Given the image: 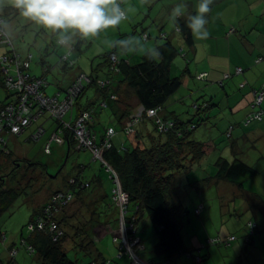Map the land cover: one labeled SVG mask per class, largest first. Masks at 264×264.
I'll list each match as a JSON object with an SVG mask.
<instances>
[{
	"label": "rangeland",
	"instance_id": "obj_1",
	"mask_svg": "<svg viewBox=\"0 0 264 264\" xmlns=\"http://www.w3.org/2000/svg\"><path fill=\"white\" fill-rule=\"evenodd\" d=\"M232 1H238L244 8L247 6L250 11V0ZM118 2L126 10L128 20L122 21L115 28L101 31L96 37H90L86 41H82L77 37L76 39H80L82 42L79 50H70L66 46H58L56 36L45 31L42 27H33L34 23L25 18L21 17V19L14 20L9 16L6 17V23L10 26V38L13 39L11 40L15 44L16 50L22 54L23 59L28 55L33 56V60L30 61L29 74L36 79L42 78L47 81L48 78L47 83L51 86L47 85L44 91L46 96L55 97L59 94V98L64 99L72 80L81 75L90 76L93 67L95 68L101 62V56L112 52L115 42L120 37L126 36L130 48L135 49L123 55L130 59L132 66L138 64L146 52H152L156 49L157 45H155L154 39L156 38L157 28L152 29V35L149 34L150 29L146 28L151 22L148 18L150 10L143 3L134 5L135 8H130V0H125V5L122 0H118ZM169 3H175V1ZM242 6H236L240 8V12H242ZM184 12H186L185 8ZM235 12L236 8H230V16H233ZM158 14L159 8H155L152 18H155ZM137 17H140L137 24L142 25L135 26V23H132L133 19ZM13 25H16V28L13 29ZM174 26V21L171 20L167 26V33H171ZM229 28L234 30L233 27ZM118 29L122 30V33H119ZM221 29L222 27L219 30ZM135 31L137 32L135 33ZM40 32L41 34H39ZM143 33L149 35L152 38L151 41H143L141 35ZM4 52L5 49L0 48V57L4 55ZM246 52L251 56L253 55V52L248 49H246ZM228 53L229 51H222L221 54ZM231 54L234 63L243 62V65H245L242 56L239 55L236 49L233 48ZM183 57V55H180L173 62L171 76L182 77L184 80L186 79L185 68L187 62ZM43 61L46 62L45 65H43ZM71 61H74L73 69L70 67ZM177 63H182V66H176ZM46 70L47 72H45ZM191 85L192 92H196L193 80ZM203 85H206V83H203ZM206 88L203 86L201 89L205 90ZM186 90V86H183L179 93L184 94ZM6 97V92L0 90V103ZM97 99L98 92L92 87L88 89L86 97L82 98L81 103L85 105L88 101L98 102L99 99ZM135 101V99H132L130 103L134 109L136 108L135 112L137 111V113L128 120V126L133 117L141 116L142 120L135 127L136 133L137 127L151 116L146 115V118L143 108L140 106L142 108L140 112L137 108L139 104ZM194 102L201 105L203 101L195 99ZM194 102L193 100L190 101L188 113L185 115L189 116V120L193 119L197 122L198 118H193L196 116V111L193 108ZM184 108L186 107L181 105L178 111L183 112ZM100 111L102 114L95 121L96 125L92 130L101 137L105 134L106 129L113 128L117 131V136L113 140L114 144L118 145L120 142H124V144L130 145L131 139L134 140V137L130 138L122 131L113 110L107 108ZM186 116L183 120L186 119ZM48 119L49 117L46 116L40 121L41 124L44 123L45 134L38 140H32L31 138L35 127L19 137L6 138L8 149L12 154L11 156L10 154L3 155L0 159V179L6 181L2 190H13L16 197L11 206L0 216V234H2L0 256L3 260L9 259L12 261L14 257L12 256L11 247L13 246L18 251L15 259L16 264H37V258L29 256L22 247V237L26 238L30 235L28 223L34 217L35 212L41 211L54 192L68 190V183L71 178L79 177L80 180L85 182H92L95 177H99L103 185V191L107 195L106 204L108 206H110L109 204L112 205L115 184L107 170L102 167L101 162L95 161L89 150L80 152L75 149L66 157L68 154L67 147H59L54 144L51 155L44 153V146L57 126L54 120ZM255 123L253 122L249 126L242 125L240 128L251 129L256 125ZM124 127L126 128L125 124ZM206 127L201 126L198 128L193 134V140L205 144L216 140V149L205 160H202L203 162L195 163L188 174H184V176L181 174L179 179L183 178V180L177 187L178 196L174 193L171 197L174 205L177 206L179 200L182 209L188 211L187 214L183 215V220L181 219L185 247L193 256L199 254V257H204V261L199 264H250L248 259L244 260L243 255L236 256L235 247L239 246L242 249L244 244H251V242L249 244L245 243V238L246 235L250 234L249 230L251 229L248 226V220L250 218L252 220V212L240 213L242 205L246 201L250 202V196L254 198L251 199L253 201L251 205L253 206H256V198L264 202V143L261 148L253 150L252 143L241 142L238 156L252 166L257 174L244 184V190L252 192L254 195H250L248 199L238 196L233 198L231 191L233 186L231 184L225 181L220 182L219 185L208 184L210 181H215L213 178L217 174L216 162L219 158L232 162L233 149L231 145L233 141L230 142L225 134L221 135L213 128L206 129ZM212 132L217 134L216 139L215 137L211 138ZM28 161H31V164H28ZM36 163H40L42 166H36ZM203 187H206L205 191H203ZM219 189L222 190L221 197L218 194ZM233 189L235 188L233 187ZM101 199V192H94L91 187L81 200L76 199L72 205L66 208L67 220H70L71 224L82 222L87 227L90 238L94 241L101 258L115 264H196L194 259L189 258L188 254L178 256L170 263L166 262L164 256L157 251L158 237L144 212L140 214L137 224V237L139 240L127 239L129 232L125 225V214L122 207L110 206V208H116L114 211L107 212V216H105L100 207ZM8 205L9 202L4 201L3 208L5 209ZM129 208L133 211L132 208L134 207L130 206ZM197 210L199 213L196 212ZM129 216L132 215L129 214ZM63 229L65 230V228ZM253 231L251 230V232ZM254 236L252 235L251 241ZM231 237L234 238L233 241L230 240ZM64 246L70 259L77 261L79 264L89 262V257L76 252L72 239H67ZM205 256H209L208 259H205ZM120 257L123 258L120 259Z\"/></svg>",
	"mask_w": 264,
	"mask_h": 264
},
{
	"label": "trees",
	"instance_id": "obj_2",
	"mask_svg": "<svg viewBox=\"0 0 264 264\" xmlns=\"http://www.w3.org/2000/svg\"><path fill=\"white\" fill-rule=\"evenodd\" d=\"M223 1L225 0H214L211 5V10ZM16 14H18V12L11 7L3 10L2 12L0 11V23H6L7 16L11 17ZM176 31L182 34L185 42L189 46L192 45L193 34L187 27V18L183 21L179 20ZM141 35L143 41L145 42L150 39V36L145 33ZM5 38L10 40L12 48L7 44L0 45V48L5 49L2 57L9 56L12 49L15 50L13 45L14 43H12L10 35H5ZM159 38L161 42L160 44L159 42L156 44L157 46L155 49V52H158L159 54L156 55L153 52H146L140 62L132 66L128 62L127 58L123 56L128 51H125V47L118 43L120 41H125L126 45L129 47L130 45L127 37H120V39L117 40L112 52L102 55L101 62L95 68L93 67L92 74L90 75L93 81L86 87L85 91L77 100L75 109L72 113V118L75 120L81 115V113L86 111L92 113V121L90 124L92 130L94 127V120L102 114L100 110H105L102 108L103 104H106L107 108H110L111 104L121 103L125 105V102L129 103L132 99H135L143 108L144 116H146L150 111H154L156 113V115L151 118H147L146 116L147 120L137 127L136 133L133 136H130V138L134 137V140L130 143V145L123 144L118 146L114 144L113 140L117 136V131L113 128L106 129L105 134L101 135L97 142L99 145L104 142L105 135L108 130L111 129L115 132L111 141L112 145L109 149H106L102 153L103 161L100 162L102 167L106 170L107 167L110 168V170L114 173V179L118 180L120 190L128 197V204L122 209L125 214V225L127 227V231L129 232L127 239L133 238L139 240L137 237V224L140 214L144 212L154 227L158 237V253L162 254L166 262L170 263L176 257L183 254H188L189 257H192V254L188 253L186 250L181 228V219L184 214L188 213V211H184L182 209L179 200L178 205H174L171 197L174 193L177 194V187H179V178L181 174H188V172L191 171V167L195 163H199L209 152L213 151L214 146L211 147L212 145H209V143L205 144L198 142L197 140H193V134L201 126H207L211 119L207 116V114L214 106L207 103L204 104L203 102L201 105L196 103L193 107L196 111V116L193 118L197 117V122L193 119L189 120V117L185 120H181L178 117H172L170 120L167 118H161L160 115L164 113V108L169 100L183 87V80L182 77L171 76L172 64L178 56L182 55L181 51L177 49V47H175L168 40V38L166 39L165 36ZM81 44L82 42L78 41L74 49L79 50ZM15 52H17L19 56L22 55L17 50H15ZM68 56L70 57V55ZM111 56L116 57L117 63H113L111 61ZM262 59L263 58H260L258 63H260ZM71 62L70 67L73 69L74 61ZM45 63L46 62L43 61V65H45ZM114 66H116V68H114ZM30 67L31 65L28 69H23V71L25 70V72L31 76V74H29ZM12 74L13 73L9 69L0 66V90H4L7 94L6 99L0 103V116L7 107L15 106L17 91L9 89L6 85V80L8 77L12 76ZM226 76H228V78H226ZM199 77L197 80L200 81L204 79L205 76L202 79H199ZM229 79H231V75L226 74L223 82ZM100 81L105 82L104 87L98 85ZM106 82L108 85H106ZM114 82L115 87L113 89L116 90L113 92L111 86ZM221 86H223V84H221ZM241 86L245 87L243 84ZM92 87L96 89L98 94L100 93V95H102L104 100L101 102L88 101L87 104L83 105L81 100L84 96L86 97V92ZM122 87L123 89H121ZM257 91L259 90H256L253 93V100L251 104L254 101L255 92ZM112 97H117V99L114 100ZM131 110L132 107L128 106L124 116H122V119L119 121L121 129L124 133L125 123H123V121L129 118L127 116ZM74 111L77 112L76 116L74 115ZM248 116L243 122L244 126H249L253 123L252 122L247 125L246 120ZM130 118L127 120H130ZM159 120L163 123H172L173 126L160 128L157 123ZM234 128L235 126H230L228 128L229 130L227 132V136L229 138L232 137ZM27 130H25L22 134H24ZM92 132L96 135L93 130ZM22 134L12 135L8 128L3 129V132L0 135V159L3 155L10 154L11 156L12 154V152L8 149L6 138L19 137ZM71 135L72 134L69 132L65 135L66 144L64 146L67 147L68 153L66 157H68V155H70V153L75 149L80 152L84 151L83 149L77 148L76 143L72 139L73 135ZM31 138L32 140H38L34 139V135H32ZM234 150L235 149H233V151ZM28 164H31V161H28ZM36 166H42V164L36 163ZM216 167V181H225L242 191L245 182L257 174L256 170L252 166L239 158H236L232 162L219 158L216 162ZM109 175L111 177L110 173ZM5 182L6 181L2 178L0 179V216L11 206L12 202L16 198L13 190H2ZM68 184L69 190H71L74 194L73 202L76 199L81 200L85 193L89 192L92 187L94 192H101L102 202L100 203V207L102 208V212L105 216H107V212L115 210L116 207L110 208L112 205L117 206L113 201L112 205L109 204L110 206L106 204L107 195L103 191V185L99 177H95L92 182H85L80 180L79 177H74L69 180ZM86 185H88V187H86ZM69 190L56 191L55 193L68 192ZM4 201L9 202V205L5 207V209L3 208ZM48 202L42 207L41 211L35 212L34 217H32L28 223V231L30 235L26 238L22 237L21 240L22 247L25 249L26 253L31 257L37 258V261L35 260L37 264H79L77 261L70 259L67 251L65 250L64 245L67 239H72L77 250L76 252L89 257L90 260L87 264H115L112 261L109 263V261L101 258V254H99L96 250L94 241L90 238L87 227H85L82 222L71 224V221L67 220L68 217L66 208L68 207L60 211L54 218L59 232L62 233L61 236H57V233L53 232L48 227L45 229L37 228L33 231L29 230L31 225L35 224V220L41 215L43 208L48 204ZM73 202L70 205H72ZM130 206L134 207L132 208L133 211L130 210ZM129 214L132 216L128 217ZM63 228H65V230ZM249 232L250 234L246 237L247 244L251 242V237L254 234V231L251 232V230H249ZM1 241L2 234H0V242ZM11 249L12 252H16V255L18 254V251H16L13 246ZM16 255L13 256L14 258L12 261L9 259L3 260L0 256V264H16ZM197 256L195 258L197 263L204 261V257ZM122 258L123 257H120V259Z\"/></svg>",
	"mask_w": 264,
	"mask_h": 264
},
{
	"label": "crops",
	"instance_id": "obj_3",
	"mask_svg": "<svg viewBox=\"0 0 264 264\" xmlns=\"http://www.w3.org/2000/svg\"><path fill=\"white\" fill-rule=\"evenodd\" d=\"M122 1H124V5H125V0ZM130 1H131L130 8L134 7V5L138 3H143L145 7H147V9L150 10L148 14V18L150 19L151 22L150 24L147 25L146 28L150 29L149 31L150 35H152L151 34L152 29H154V27L157 28L156 38L154 39L155 45L158 42L160 44L161 41L159 37L165 36L166 39L168 38V40L175 47H177V49L181 51L182 55L184 56L183 58L187 62L185 68L186 79L184 80L182 79L183 86H186L187 90L185 91L184 94L179 93L180 92L179 91L169 100V102L164 108V113L160 115L161 118H167L168 120H170L172 117H178L179 119L183 120L184 116H186L185 114L188 113L190 101L193 100L194 102L195 99H199V100L201 99L204 104L207 103L210 104L211 106H214L213 109L207 114V116H209L211 119L207 124L206 129L213 128L216 132H219L221 135L225 134V136H227V132L229 130L227 129V127L229 128L230 126H235L234 131L232 132V137L229 138L227 136L228 137L227 139H229L230 142L233 141L231 148L234 147L232 149H237L236 152L235 150L234 151L232 150V155H233L232 161H234L236 158H239L240 160L244 161L240 156H238L239 155L238 149H240V145L242 141L252 143L253 150H257L261 148L262 147L261 145H263L264 143V124L256 122L255 123L256 125H254V127H252L251 129L248 128L241 129L240 126L243 125L244 120L251 113L250 104L253 100L254 91L260 90L264 87V0H250L249 1L250 11L247 6H245L244 8L241 4L238 3V1H232V0H225L223 1V3H220L219 5L215 6L211 10L207 18L208 24L206 25V28L209 33L208 38L204 40H197L193 36V43L191 46H189L185 42V39L182 36V34L180 32H177L176 29L179 20L183 21L189 15L195 13V5L198 3V0H130ZM173 1H175V3H169ZM177 4H184L186 6L185 7L186 12H184L182 16H180L174 21V25H175L174 30H172L171 33H167V26L171 21L169 17L171 15L172 9ZM236 6H240V7L242 6V12H240V8H237ZM232 7L236 8V12L234 13L233 16H230L231 14L230 8ZM7 8L10 7H5L3 10ZM155 8H159V14L155 18H152ZM11 18L14 20L21 19L19 14L12 15ZM137 21H140V17L134 18L132 23H135L134 24L135 26L142 25L139 23L137 24ZM35 26L38 25L34 24L33 27ZM221 27L222 29L219 30ZM229 27H233L234 30H231ZM14 28H16V25H13V29ZM118 31L119 33L120 32L122 33V30L118 29ZM136 32L137 31H135V33ZM39 34H41V32ZM77 37L78 36L74 37L71 44L69 46H66L68 49L75 50L74 49L75 45L77 44L78 41H81L80 39H76ZM151 39L152 38L150 37V39H148L147 42L151 41ZM116 43L117 41L115 42L113 49ZM260 44L262 46H259ZM233 48L236 49L237 52H239V55L242 56L245 65H243V62L234 63L231 54ZM14 49L16 50L15 46ZM246 49L253 52V55L251 56L250 54H247ZM70 50L69 52H71ZM222 51H229V53L222 55L221 54ZM125 58H127L129 63L131 64L130 59L127 56H125ZM260 58L263 59L260 63H258ZM195 63L197 64L196 67H195ZM173 65L174 64H172V67ZM179 65L182 66V63L179 64L177 63L176 66ZM172 67H171V71H172ZM239 68L243 70V73L237 75L236 69ZM226 74L231 75V79L223 82L224 76ZM200 75H204L205 77L204 79L199 81L197 79ZM101 78H105V77H101ZM55 79L59 83L57 78ZM75 79L76 78H74L71 83H73ZM191 79L194 81L196 92H192V90L190 89L192 88ZM46 82H48V78ZM203 83H206V85H203ZM221 84H223V86H221ZM242 84L245 85V87H242L241 86ZM47 85L51 86L49 83H47ZM203 86L207 88L205 90H202L201 88H203ZM111 87L112 89L115 87V82L112 84ZM121 89H123V87ZM115 90L116 89H113V92ZM98 99H99L98 102L104 100L102 95H100V93L98 94ZM195 104L196 102H194L193 107L195 106ZM125 105L121 103L111 104L110 108H112L113 114L115 115L118 121H120L122 119V116H124L127 107L128 106L132 107V104L130 102L129 103L125 102ZM181 105L186 107L183 109V112L178 111L179 106ZM137 108L141 112L142 108L140 107V105ZM135 109L132 107V110L128 113L127 117L130 118L134 116L137 113V111L135 112ZM263 110H264V102H263ZM74 112H75L74 115L76 116L77 112L76 111ZM71 116H69L68 119H70ZM187 117L189 116H186V118ZM97 119L98 118H96L94 121H96ZM127 119L123 121L125 125L128 124ZM40 121L33 124L27 131L30 132L31 128L35 127L34 132L32 133V135H35V133L39 129L41 128L43 129L44 123L41 124ZM95 125L96 122H94V126ZM43 134H45V131ZM216 135H217L216 133L212 132L211 138L215 137L216 139L217 138ZM97 138L100 139L98 135ZM132 141L133 140L131 139V142ZM123 144L124 142H120L118 146H121ZM209 145H212L211 147L214 146L213 151H215L217 146L216 140H212V142H210ZM213 151L209 152L202 160H205V158H207ZM179 180L181 182L183 178ZM213 180H215V178H213ZM220 182L222 181L215 180L213 182L210 181L208 184L219 185ZM233 187L235 189H233ZM233 187L231 189L233 198L235 196H238L248 199L250 195H254V193L252 192L245 191L244 187H243V191L235 186ZM205 188L206 187H203V191H205ZM218 194L221 197L222 190L219 189ZM250 198L254 199L251 196ZM251 199H249L250 202L246 201V203L242 205L240 213L252 212V220L250 218L248 221L249 224L253 223L256 225V228L254 229L253 232L254 233L253 235L255 236L251 241V244L249 245L244 244L242 249H240L239 246L235 247L236 256L243 255L244 260L248 259L250 264H264V202H262L259 198H256L257 199L256 206H253L251 205L253 203ZM183 218L184 217H182V220ZM247 236L248 235H246V237ZM245 243H246V238H245ZM196 256L192 255V257L189 258L194 259V261L196 262L195 260ZM197 257H199V254ZM208 257L209 256H205V259H208ZM196 264L199 263L196 262Z\"/></svg>",
	"mask_w": 264,
	"mask_h": 264
},
{
	"label": "built area",
	"instance_id": "obj_4",
	"mask_svg": "<svg viewBox=\"0 0 264 264\" xmlns=\"http://www.w3.org/2000/svg\"><path fill=\"white\" fill-rule=\"evenodd\" d=\"M7 44L12 47L10 40L5 38V35L0 31V45ZM33 56L28 55L22 58L12 49L9 56L0 58V66L9 69L13 74L6 80V85L9 89L17 91L15 106L7 107L0 116V135L3 129L8 128L12 135H20L33 124L39 122L44 117H49L57 123V128L45 145L44 152L46 155H51L53 145L64 146L66 144L65 135L67 132L71 133L73 141L76 143L78 149L89 150L94 156L95 161H103L102 153L111 147V141L115 135L113 130H108L105 135L104 142H97V136L91 130L92 116L90 112L81 113L77 119L72 118L73 110L79 97L85 91L86 87L90 85L93 79L90 76L81 75L76 78L66 92L64 99L59 98V94L55 97H49L44 93L47 83L42 78L36 79L28 75L25 70L30 66ZM111 61L117 63L115 56H111ZM116 68V66H114ZM118 72V70L116 69ZM46 72V71H45ZM242 69H237L236 74H241ZM204 76H200L202 79ZM228 78V76H226ZM107 83V82H106ZM99 86L104 87L105 82L100 81ZM108 85V83L106 84ZM114 100L117 97H112ZM264 102V87L255 92L254 101L251 104V114L248 116L247 125L252 122H261L264 124V112L262 110ZM103 109L107 108L106 104L102 105ZM154 111L148 112L147 116H155ZM69 116H71L70 119ZM68 119V120H67ZM142 120L141 116H135L131 119L130 125H126L125 133L128 136L135 134V127ZM160 128L172 127V123H163L159 120ZM44 133V130L39 129L34 139H39ZM107 172L111 174V179L115 184L112 195V201L122 209L128 204V197L120 190L118 180L114 179V173L107 167ZM88 187V185H86ZM74 199V194L71 191L59 192L51 195L48 204L43 208L41 215L35 220V224L31 225L29 230L50 228L57 236H61L57 223L54 218L64 208L68 207ZM197 213H199L197 211ZM249 228L253 230L255 225L250 223ZM234 240L233 237L230 238ZM16 252L12 253V256ZM199 262V260H198Z\"/></svg>",
	"mask_w": 264,
	"mask_h": 264
},
{
	"label": "clouds",
	"instance_id": "obj_5",
	"mask_svg": "<svg viewBox=\"0 0 264 264\" xmlns=\"http://www.w3.org/2000/svg\"><path fill=\"white\" fill-rule=\"evenodd\" d=\"M214 0H198L195 14L187 17V27L197 40L207 39V16ZM15 9L19 16L51 32L61 46H69L78 36L82 41L96 37L101 31L115 28L127 19V12L118 0H0V11ZM184 4H177L170 20L183 15ZM2 34L10 35V26L0 23ZM125 51H134L125 41L118 42ZM158 55V52L152 50ZM151 58V53H150Z\"/></svg>",
	"mask_w": 264,
	"mask_h": 264
}]
</instances>
